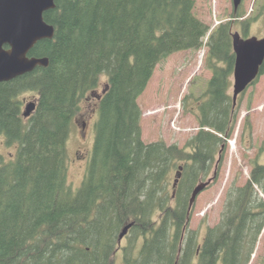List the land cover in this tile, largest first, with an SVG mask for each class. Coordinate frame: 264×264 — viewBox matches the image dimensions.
Here are the masks:
<instances>
[{
	"label": "trees",
	"instance_id": "obj_1",
	"mask_svg": "<svg viewBox=\"0 0 264 264\" xmlns=\"http://www.w3.org/2000/svg\"><path fill=\"white\" fill-rule=\"evenodd\" d=\"M56 5L44 15L54 38L30 52L48 58L49 66L0 83V137L17 148L9 162L0 156V264H116L119 253L124 264H250L264 229V165L253 167L244 186L228 190L221 221L201 245L190 228L192 189L210 175L238 121L229 94L233 21L211 31L195 15L194 0ZM244 16L239 8L231 18ZM207 37L212 77L197 100L199 130L187 144L191 152L165 141L145 143L138 99L157 66L174 53L200 50ZM102 76L108 81L92 159L74 191L67 144L82 103ZM26 92L38 94L27 120L18 99ZM177 167L182 178L170 194ZM130 223L128 243L119 245Z\"/></svg>",
	"mask_w": 264,
	"mask_h": 264
},
{
	"label": "rangeland",
	"instance_id": "obj_2",
	"mask_svg": "<svg viewBox=\"0 0 264 264\" xmlns=\"http://www.w3.org/2000/svg\"><path fill=\"white\" fill-rule=\"evenodd\" d=\"M195 15L212 30L220 24L233 21L231 32H239L242 37L264 38V0H243L240 6L244 18L233 20V0H194ZM250 21L248 29L245 23ZM208 47L205 39L198 50L177 52L159 64L146 90L138 99L142 110V130L145 143L165 141L168 145H177L191 152L187 144L197 134V100L208 88L212 71L207 66ZM229 94L233 96L234 77H231ZM107 77L102 76L97 91L89 94L82 103L68 140L69 168L68 179L74 191L78 190L86 176L92 159L96 137V123L99 120V106L96 97L102 95L107 85ZM22 104V113L26 106L38 100L37 93L26 92L18 98ZM96 108V114L93 110ZM238 121L233 138L227 142L220 157L216 155L210 175L197 183L194 189L209 183L192 206H190V228L198 233L199 244L203 243L208 230L216 227L222 218L225 197L233 186L242 187L250 179V173L256 164L264 165V75L238 99ZM87 122L84 129L83 123ZM234 142V145H232ZM17 148L8 146L4 137H0V156L9 162L15 158ZM184 163H179L178 166ZM179 167L170 175V194L176 180ZM179 185V184H178ZM192 191V192H193ZM264 198V194L260 192ZM127 237L122 245H127ZM116 264H124L123 254L116 257ZM193 264H197L195 260ZM222 264V262L218 263ZM250 264H264V229L259 238Z\"/></svg>",
	"mask_w": 264,
	"mask_h": 264
},
{
	"label": "water",
	"instance_id": "obj_3",
	"mask_svg": "<svg viewBox=\"0 0 264 264\" xmlns=\"http://www.w3.org/2000/svg\"><path fill=\"white\" fill-rule=\"evenodd\" d=\"M242 1L233 0L235 11L239 9ZM56 7V0H0V83L32 73L38 67L49 66L48 58H30L29 54L39 42L54 38L55 28L45 21L44 15ZM232 47L236 56L233 73V106L236 108L239 96L260 75V69L264 64V38H244L236 32L232 34ZM36 107V103L29 104L24 117H31ZM182 170L180 167L173 185L174 189L182 178ZM208 184H200L194 189L190 206ZM132 226L133 223H130L124 227L119 236V245L129 234Z\"/></svg>",
	"mask_w": 264,
	"mask_h": 264
},
{
	"label": "flooded vegetation",
	"instance_id": "obj_4",
	"mask_svg": "<svg viewBox=\"0 0 264 264\" xmlns=\"http://www.w3.org/2000/svg\"><path fill=\"white\" fill-rule=\"evenodd\" d=\"M6 48H7V47H6ZM29 57H30V58H33V57L30 56V54H29ZM35 58H39V57H35ZM38 68H41V67H38ZM38 68H37V69H38ZM37 69H36V70H37ZM24 76H25V75H24ZM21 77H23V76H21ZM18 78H20V77H18ZM18 78H16V79H18ZM16 79H14V80H16ZM14 80H12V81H14ZM12 81H9V82H12ZM3 83H8V82H3ZM31 93H33V92H31ZM102 94H103V93H102ZM101 96H102V95H98V96L96 97V100H97V103H96V105H95L96 108L99 106L98 103H99V101H100V97H101ZM37 101H38V100H37ZM37 101H36V102L33 101L32 103H36V105H37ZM25 103H27V99H24V100L22 101V104H25ZM32 103H30V104H32ZM28 105H29V104H28ZM28 105H27V106H28ZM27 106H26V108H27ZM96 108L93 110V111H94L93 114H96V112H97ZM36 109H37V107H36ZM34 112H35V111H34ZM32 115H33V114H32ZM22 116H23V119H25V120H27V119L30 118V117H29V118H25V117H24V113H22ZM83 126H84V129H85L86 126H87V122H86V121H84Z\"/></svg>",
	"mask_w": 264,
	"mask_h": 264
},
{
	"label": "bare ground",
	"instance_id": "obj_5",
	"mask_svg": "<svg viewBox=\"0 0 264 264\" xmlns=\"http://www.w3.org/2000/svg\"><path fill=\"white\" fill-rule=\"evenodd\" d=\"M232 145H234V142H232Z\"/></svg>",
	"mask_w": 264,
	"mask_h": 264
}]
</instances>
